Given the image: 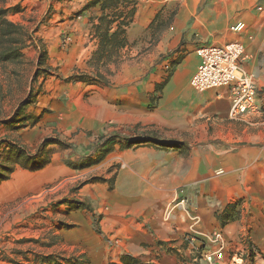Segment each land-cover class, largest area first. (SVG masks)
Segmentation results:
<instances>
[{"label":"crops","instance_id":"obj_1","mask_svg":"<svg viewBox=\"0 0 264 264\" xmlns=\"http://www.w3.org/2000/svg\"><path fill=\"white\" fill-rule=\"evenodd\" d=\"M88 1L81 0L77 20L58 22V26L72 24L70 34H79L68 50H60L73 62L83 48L80 36L91 37L90 21L100 14V4L86 8ZM42 2L6 0L5 6H17L8 17L27 25L39 17ZM213 11L205 8L186 31L181 23L164 60L144 77L126 73L120 85H92L87 100L78 97L80 89L73 82L53 85V90L66 95L67 86L75 87L66 103L50 106L51 113L67 128L79 129L72 157L84 161L101 156L98 162L82 166L80 173L95 171L99 178L83 180L71 197L52 209L53 214L43 208L42 216H29L33 205L19 203L20 210L9 218L3 212L8 200L37 191L45 199L44 185L68 167L55 162L52 154L39 170L14 169L0 182V220H4L0 239L53 231L60 238L58 250L67 248L87 256V264H124L123 255L136 259L135 264H210L196 257L211 248L205 235L220 231L224 254L211 264L240 260L264 264V85L262 89L257 85L258 110L234 118L229 114L226 87L197 91L189 84L199 61L196 48L230 40L243 43V69L256 74L258 83L264 82V61L259 58L264 22L251 13L229 17L227 10L216 12L212 19ZM238 23L247 26L248 36L241 29H231ZM53 26L45 29L52 31ZM41 30L34 33L43 37ZM126 37L123 50L131 42L129 29ZM33 42L22 49L24 61L35 52ZM89 43L92 48L97 45L96 39ZM130 131L153 135L156 141L126 146L122 137L129 136L120 133ZM115 133L120 138L103 143L104 135ZM73 200L83 205L73 207ZM7 227L12 230L7 232ZM53 249L55 244L48 253Z\"/></svg>","mask_w":264,"mask_h":264},{"label":"rangeland","instance_id":"obj_2","mask_svg":"<svg viewBox=\"0 0 264 264\" xmlns=\"http://www.w3.org/2000/svg\"><path fill=\"white\" fill-rule=\"evenodd\" d=\"M42 1L44 8L40 12L39 17L31 19L30 23L27 25L23 24L24 28L32 33L34 37L33 43L35 52L32 58H28V60L24 61L20 66L12 65L7 66L3 71L0 70V75H2L0 79H2L3 84H5V88L6 85L8 87V94L0 105V140L3 139V137L12 140H21L31 150H34L46 135L58 136L66 142L74 144L79 129H70L62 125L59 119L56 120V118L53 117L51 113L53 109L50 106L52 104H61V102L66 103L74 96V86L80 89L78 97H83L84 100H87L86 98L91 94L92 87L90 86L92 85L107 87L120 85L124 82V74L126 73H131L132 78L135 77L133 75H136V77H144L154 66L161 64L164 60L166 55L164 53H166L168 46L171 45V41L180 33L179 25L182 23L184 31H186L189 29L190 25L193 24L194 20L202 15L205 8L216 10L218 13L227 10L229 17L238 13H251L258 16L260 20L262 19L264 22V0L127 1L126 7L129 9L134 7L132 21L127 27L131 32V42L125 50H120V58L117 64L112 62L109 63L108 69L110 73H107L104 68L101 69L107 78L106 83H103L94 81V69L89 65L92 52L96 48H92L93 45L89 43L92 39H96L94 35L90 33L91 37H89L88 34L80 36V43H83V48L80 51V55L75 58L76 62H73L70 57H65L60 54L61 48L68 50L73 41L78 39L79 34H70L71 31L69 28L72 24L67 23L63 26H58V22L66 19L67 21L77 20L78 15L81 13V6H79L81 0H71V2L70 0ZM121 5L124 6L123 2H121ZM122 6L121 8H123ZM62 8L69 9V11L65 12ZM128 8H125V11H128ZM58 11L60 13L53 19L54 12ZM216 12L213 11V14H211L212 19L215 18ZM63 13L68 17H63ZM49 19H52V21L49 22ZM90 22H93V20ZM49 24H54L52 31L45 29ZM38 28L42 29L41 33L44 35L43 37L34 33ZM90 29L92 31V25H90ZM242 30L247 33V36L249 35V30L246 25L243 26L241 31ZM195 37L196 36L193 34L192 38ZM262 45L263 47L259 58L264 61V34H262ZM39 46L44 49L47 60L45 64L41 66L38 76L35 77L34 74L37 69L36 61L39 55ZM13 70H17L18 74H13ZM252 76L256 85H259L262 89L261 85H264V82L258 83L256 81V74H252ZM34 77L35 79L31 85L30 83ZM67 78H69V82H73L74 84V86H67L69 94L66 95L65 92L61 94L53 90V85L55 83H62ZM5 80H7V82ZM29 86L33 87V92L35 94H39L40 92L46 94L44 97L36 95L34 103L27 108V111L32 112L34 115H40V117L33 126L10 129L7 125L2 123V121L7 119L6 117L13 110L15 103L26 97L30 90ZM42 105H46L44 109H41L43 107ZM120 134L129 137L135 135L131 131ZM109 136L108 134L104 135L102 140ZM4 147L5 143L0 146V153L4 151ZM70 151L71 148L54 146L53 157L55 162L60 165H66L68 168L57 178L51 179L44 185V189L48 190L45 199L42 198V191L28 193L23 197L10 199L4 204L6 205L3 210L4 213L6 212L5 215L12 218L13 214H15L17 210H20L19 207H25L27 205H33L31 207L34 209L29 213V216H42L45 208H48L50 213L53 214L52 209H54L65 197H71L72 192L79 187L83 180L99 177L96 175L95 171L80 174L82 171L81 165L87 161H78L76 156L72 157L74 152L70 153ZM18 167L20 166H16L15 169L17 168L18 170ZM19 203L21 206L18 205L16 207ZM47 216L50 215L47 214ZM3 222L4 220H0V228L3 226ZM38 223L42 225V221H37L36 224ZM11 230V227H7L6 229L7 232ZM17 232L21 233L25 231L18 230ZM52 232L53 231H44L38 235L36 234L37 236L30 235L31 232H25L26 234L22 236H12V238L9 239L5 236L3 239H0V264H39V261L42 260L43 256L46 254L53 255L60 264H66L65 259H69V263L79 264V260H76L79 254L67 248L58 250L60 238L52 234ZM46 237L49 238L47 241L43 239ZM52 244L56 245V249L48 253ZM83 259L84 262L81 261L82 264H87V256H84Z\"/></svg>","mask_w":264,"mask_h":264},{"label":"trees","instance_id":"obj_3","mask_svg":"<svg viewBox=\"0 0 264 264\" xmlns=\"http://www.w3.org/2000/svg\"><path fill=\"white\" fill-rule=\"evenodd\" d=\"M6 0H0V70L3 71L7 66H20L24 63V56L22 49L28 44L34 41L32 33L28 32L23 24L18 21H14L8 17V13L17 6L7 7L5 6ZM127 1L133 0H89L85 5L86 8L100 4V14L96 17V21L92 22V34L96 37L97 45L92 56L89 60V65L94 69V81L106 83V75L101 71L102 68L110 73L108 65L110 62L117 64L120 58V50L128 44L126 37V29L131 23L134 13V7L130 9L126 7ZM123 2L124 6L121 5ZM121 6L123 8H121ZM128 8V11H125ZM39 55L36 61L37 69L35 70V77L38 76L41 66L45 64L47 58L44 49L41 46L38 47ZM177 62V61H176ZM13 74H18L17 70L12 71ZM2 75H0L1 77ZM31 85L33 84V80ZM69 78L65 81H69ZM7 82V80H5ZM0 79V105L2 100L8 94V87L6 88ZM160 90V87L159 89ZM37 94L33 92V87L30 86L25 98L19 101L18 105L14 109L12 115L4 119L2 123L7 125L10 129H20L26 126H33L39 119L40 115H34L32 112L27 111V108L34 103ZM118 134H112L108 138L103 140L104 144L113 140L115 137H119ZM126 140V146L133 144L143 143L145 141H156V137L150 134H137L131 137H122ZM165 142V141H164ZM5 143L3 152L0 153V182L7 179L14 171L16 166H20L24 169L35 171L43 168L51 161V157L54 151V146H60L64 148H71V152H74L72 143L66 142L58 136L46 135L41 142L31 150L21 140H12L7 137H3L0 140V146ZM173 144H179L173 142ZM106 151V150H105ZM101 156L96 158H88L87 162L81 166H85L91 163L98 162ZM84 162V161H83ZM99 178V177H95ZM73 207L83 205L82 202L73 200L71 202ZM84 255H79L76 260H79V264L84 262ZM121 260L124 264H135L137 261L129 255H123ZM82 261V262H81ZM45 262V263H44ZM65 262H69V259H65ZM39 264H60L54 258L53 255L48 254L43 256V259L39 261Z\"/></svg>","mask_w":264,"mask_h":264},{"label":"built area","instance_id":"obj_4","mask_svg":"<svg viewBox=\"0 0 264 264\" xmlns=\"http://www.w3.org/2000/svg\"><path fill=\"white\" fill-rule=\"evenodd\" d=\"M242 23L231 27L239 31ZM199 57L195 71L189 78L190 86L197 91L226 87L228 89L229 114L237 118L258 110V88L251 73L242 67L245 47L241 41L210 42L196 48ZM183 202V199H180ZM211 245L196 257L207 263L223 257L225 242L220 231L205 235ZM234 264H244L233 261Z\"/></svg>","mask_w":264,"mask_h":264}]
</instances>
